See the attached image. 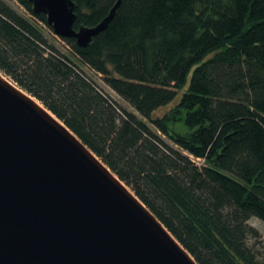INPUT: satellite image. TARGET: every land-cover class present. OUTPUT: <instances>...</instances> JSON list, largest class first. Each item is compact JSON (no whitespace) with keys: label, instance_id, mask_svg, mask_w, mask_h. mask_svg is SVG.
Returning a JSON list of instances; mask_svg holds the SVG:
<instances>
[{"label":"trees","instance_id":"16d2710c","mask_svg":"<svg viewBox=\"0 0 264 264\" xmlns=\"http://www.w3.org/2000/svg\"><path fill=\"white\" fill-rule=\"evenodd\" d=\"M13 1L26 13L0 0V71L198 264H264L249 224L264 225V0H122L86 48ZM72 1L75 29L118 2Z\"/></svg>","mask_w":264,"mask_h":264},{"label":"water","instance_id":"95a60500","mask_svg":"<svg viewBox=\"0 0 264 264\" xmlns=\"http://www.w3.org/2000/svg\"><path fill=\"white\" fill-rule=\"evenodd\" d=\"M56 36L88 47L72 0H29ZM0 264H198L58 118L0 74Z\"/></svg>","mask_w":264,"mask_h":264},{"label":"rangeland","instance_id":"374dc122","mask_svg":"<svg viewBox=\"0 0 264 264\" xmlns=\"http://www.w3.org/2000/svg\"><path fill=\"white\" fill-rule=\"evenodd\" d=\"M10 1L14 6H18V4L16 2H14L13 0H8ZM19 7V6H18ZM19 9L26 13L25 10L21 7H19ZM48 31V34H49V29L46 30ZM0 74L9 82H11L14 86H16L17 88H19L20 90H22L25 94H27L28 96H30L33 100H36V102H38V104L43 107L44 109H46V107L39 101L37 100L36 98H34L33 96H31L29 93H27L26 91H24L23 89H21L17 84H15L8 76H6L4 73H2L0 71ZM124 104V103H123ZM124 106L128 107L127 105L124 104ZM48 111V109H46ZM51 115H53L50 111H48ZM54 116V115H53ZM56 117V116H54ZM57 118V117H56ZM202 163V162H201ZM200 163V164H201ZM130 191H132L128 186H126ZM249 224L251 226H253L254 228H256L258 230V232L260 233L261 235V241H262V244L264 245V225L263 223L261 222V220H259L258 218H252L250 221H249Z\"/></svg>","mask_w":264,"mask_h":264},{"label":"bare ground","instance_id":"6f19581e","mask_svg":"<svg viewBox=\"0 0 264 264\" xmlns=\"http://www.w3.org/2000/svg\"><path fill=\"white\" fill-rule=\"evenodd\" d=\"M34 101H36V100H34ZM38 103V102H37Z\"/></svg>","mask_w":264,"mask_h":264}]
</instances>
